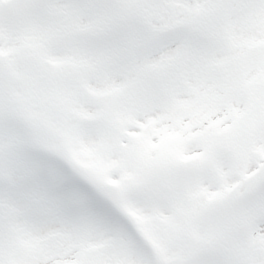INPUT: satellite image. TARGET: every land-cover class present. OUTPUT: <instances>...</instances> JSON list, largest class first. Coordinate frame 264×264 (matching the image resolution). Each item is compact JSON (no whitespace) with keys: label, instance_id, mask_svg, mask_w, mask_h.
I'll list each match as a JSON object with an SVG mask.
<instances>
[{"label":"snow or ice","instance_id":"1","mask_svg":"<svg viewBox=\"0 0 264 264\" xmlns=\"http://www.w3.org/2000/svg\"><path fill=\"white\" fill-rule=\"evenodd\" d=\"M0 264H264V0H0Z\"/></svg>","mask_w":264,"mask_h":264}]
</instances>
